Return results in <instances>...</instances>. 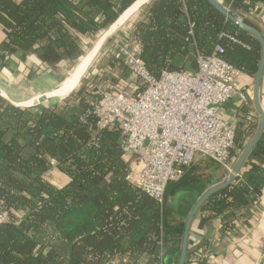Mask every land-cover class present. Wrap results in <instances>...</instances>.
Returning <instances> with one entry per match:
<instances>
[{"label": "trees", "instance_id": "trees-1", "mask_svg": "<svg viewBox=\"0 0 264 264\" xmlns=\"http://www.w3.org/2000/svg\"><path fill=\"white\" fill-rule=\"evenodd\" d=\"M137 1L0 0V53L23 56L55 44L76 56L85 37L102 34ZM219 1L264 34L246 16L264 13V0ZM130 36L157 78L163 71L196 70V55H209L219 44L222 57L253 80L262 58L259 39L210 0H150ZM116 64L128 68L121 51L110 56L108 69ZM114 80L79 83L52 105L20 107L0 94V209L10 213L0 224V264H178L192 206L181 211L177 200L195 187L202 195L227 173L215 160L198 158L169 183L163 202L128 180L131 158L122 148L121 126L100 129L94 113L99 89ZM261 100L264 108V79ZM239 115L235 149L242 152L260 116L244 104ZM53 172L63 176L62 184L52 180ZM263 195L264 133L239 176L211 194L200 212L209 220L226 217L228 227L246 222ZM190 255L188 248L185 264Z\"/></svg>", "mask_w": 264, "mask_h": 264}, {"label": "built area", "instance_id": "built-area-1", "mask_svg": "<svg viewBox=\"0 0 264 264\" xmlns=\"http://www.w3.org/2000/svg\"><path fill=\"white\" fill-rule=\"evenodd\" d=\"M224 51L219 44L209 55H196V70L163 71L157 78L134 41L121 48L138 81L133 93L99 89L98 127L121 126L122 148L134 163L127 179L159 202L197 157L215 160L228 176L241 154L235 149L236 126L222 109L235 98L248 107L253 100L241 71L222 57ZM9 220V211L0 209V224Z\"/></svg>", "mask_w": 264, "mask_h": 264}, {"label": "crops", "instance_id": "crops-1", "mask_svg": "<svg viewBox=\"0 0 264 264\" xmlns=\"http://www.w3.org/2000/svg\"><path fill=\"white\" fill-rule=\"evenodd\" d=\"M137 12H139V10ZM246 16L254 20L264 31V13L260 15L257 13H246ZM127 22L116 30L114 35L119 33L127 25ZM130 29L131 26L129 28V33ZM128 37L130 40V34ZM4 38L5 33L0 27V42L3 41ZM129 44L127 43L126 45ZM59 46H61V42H59ZM73 57L74 55L68 52L60 51L55 44L45 46L34 53L25 54L23 56L20 54L18 56L14 55L12 57H7L0 53V83L5 85L17 83L24 85L22 77L24 74H27V70L38 69L41 65H45L47 69L51 71L65 69L67 63ZM106 76L110 78L114 77L115 80L109 81L104 89L121 90L130 94L133 93L138 85L136 76L129 67L123 69L116 64L113 68L108 69ZM26 77L28 78H26L28 82L36 83L34 79L30 80V78H32L31 73L27 74ZM241 79L243 81L242 83L247 86L249 95L253 99L254 86H251L253 79L245 74H242ZM26 88L31 95L34 88H28L27 85ZM240 105L242 104L235 98L226 103L222 109L224 117L235 126H237L241 120L239 115ZM250 108L257 111L254 99L253 105ZM131 167H134L133 160H131ZM226 178L227 175L223 181ZM195 189L198 191L196 187ZM195 189H190L186 193L184 192L183 195H180L177 203L179 202L181 211L187 212L191 206L193 208L195 203L202 196L198 195ZM195 200L196 202L193 205ZM261 204V207L254 211L246 222H235L228 227H226V217L220 216L209 220L199 211L190 227L189 249L191 255L188 264H190V262H197L198 264H264V195Z\"/></svg>", "mask_w": 264, "mask_h": 264}, {"label": "rangeland", "instance_id": "rangeland-1", "mask_svg": "<svg viewBox=\"0 0 264 264\" xmlns=\"http://www.w3.org/2000/svg\"><path fill=\"white\" fill-rule=\"evenodd\" d=\"M137 11L133 14L135 16L132 15L133 17L131 16L132 18L130 17L131 19L129 18V20H127L128 22L126 21L127 25L119 33H117V34L115 33L116 35L113 34L112 36H110L109 38H107L105 40V42L103 44L104 47L99 51V53L96 55V58L92 61L90 68H88L87 72L85 73V75L83 76V78L80 82L81 84L87 83L89 80L97 81L100 77L106 76V74L108 73L107 64H108V60H109L110 56H112L114 54L116 55L119 51H121L122 47L126 46L127 43L128 44L130 43V40L128 37L130 34L129 28H130L131 24L136 21V16L138 14ZM101 35L102 34L99 33L94 38L85 37L82 44H81L80 52H78V55L74 56L72 59L69 60L65 69H59V70L51 71V70H48L45 65H41L40 67H38V69L27 70V74H29V73L32 74V78H30V80L34 79V81H36L35 84L33 82H28V80H27L28 78L26 77L27 74H24L25 76L23 75V77H22L24 85L19 84V83L8 84V85H11L12 87H14L16 89L23 91L25 94H30V92L26 88V85H27L28 88H32V87L34 88V91L31 95L43 96L48 91H50V90L56 88L57 86L61 85L62 82L66 78L69 77V75L72 73V71L76 67V64L79 63L80 57L87 54L91 50L95 41ZM79 55H81V56H79ZM41 67H43V68H41ZM39 70H41V71H39ZM240 81L243 82L242 79H240ZM32 83H33V85H32ZM251 86L252 87L254 86V80H253ZM0 94H1V92H0ZM34 106H36V105H34ZM20 107H25V106L23 105ZM26 107H29V106H26ZM198 158H206V157H197L195 159V161L198 160ZM51 178L57 184H62L64 182L63 176L58 172H53V174H51Z\"/></svg>", "mask_w": 264, "mask_h": 264}, {"label": "water", "instance_id": "water-1", "mask_svg": "<svg viewBox=\"0 0 264 264\" xmlns=\"http://www.w3.org/2000/svg\"><path fill=\"white\" fill-rule=\"evenodd\" d=\"M210 2L228 20L236 23L241 29H243V30L251 33L255 37H257L262 44V58H261V62H260L256 77L254 80V95H253L254 104H255V107H256V109L259 113V116H260L259 117V127H258L257 133L255 134L253 139L246 146V148L241 152V154H240V156H239V158H238V160L234 166L233 172L230 173L224 181H222L221 183L214 185V186L210 187L208 190H206L202 194V196L199 198V200L195 203V205L191 209L190 213L188 214V216L185 220L183 242H182V247H181V252H180L178 264H185L186 263L187 251L189 248L190 227H191L193 219L195 218L197 213L200 211L201 206L203 205V203L206 201V199L211 194H213L214 192L228 186L231 182H233V180L236 178V176L241 172V169L245 165V163H246L249 155L251 154V152L254 150V148L257 146V144L260 142V140L263 136V133H264V108H263L262 100H261L262 84H263V79H264V34L258 28L246 23L242 18H240V17L236 16L234 13L230 12V10L228 8H226L225 6H223L219 0H210Z\"/></svg>", "mask_w": 264, "mask_h": 264}, {"label": "bare ground", "instance_id": "bare-ground-1", "mask_svg": "<svg viewBox=\"0 0 264 264\" xmlns=\"http://www.w3.org/2000/svg\"><path fill=\"white\" fill-rule=\"evenodd\" d=\"M148 1L149 0H138L137 2H135L111 25L109 29L105 30L102 35L95 41L91 50L87 54L80 57L79 63L77 62L78 64H76V67L74 68L72 73L62 82L61 85L48 91L43 96H38L25 94L19 89L0 83V92L11 100H14L15 102L25 106H34L37 104L51 105L64 99L76 87H78L88 68H90L92 61L96 58V55L102 49L105 40L109 36L114 34L116 30L122 27L124 23L129 20V18L140 8V6L143 5V3H146Z\"/></svg>", "mask_w": 264, "mask_h": 264}]
</instances>
